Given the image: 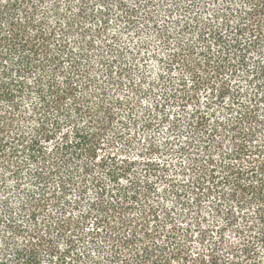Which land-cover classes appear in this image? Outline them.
Segmentation results:
<instances>
[{"label":"trees","instance_id":"16d2710c","mask_svg":"<svg viewBox=\"0 0 264 264\" xmlns=\"http://www.w3.org/2000/svg\"><path fill=\"white\" fill-rule=\"evenodd\" d=\"M188 1L0 0V264H264V0ZM138 107L185 179L111 152Z\"/></svg>","mask_w":264,"mask_h":264},{"label":"rangeland","instance_id":"374dc122","mask_svg":"<svg viewBox=\"0 0 264 264\" xmlns=\"http://www.w3.org/2000/svg\"><path fill=\"white\" fill-rule=\"evenodd\" d=\"M190 1V0H189ZM188 1V2H189ZM192 5V4H191ZM160 13L161 17H159L158 21L160 23L164 24L165 19H169L166 16V12L163 10V7H166V5H160ZM188 10L193 11V6H188ZM183 23V22H182ZM144 29V28H143ZM193 30V29H192ZM147 33V30L140 29V33H133V41H137L144 37ZM150 38V44L151 46H148V50L144 49L142 51V54L144 57H146L147 62L146 64L148 67V77L154 78V74L159 71L160 69H163L166 65L164 64V60H166V55L169 52V50L164 48L161 43L158 42V40H155L154 35L148 32V35ZM191 39L193 40V34L190 35ZM147 48V46H146ZM182 57L185 59V64L182 62L175 63L174 66H169L166 68L169 71V75L163 79L165 83H168L171 78H173L172 83H170V86H176V82L182 83L184 85V90L187 93H193V50L186 51L182 55ZM181 61V60H180ZM191 70H190V67ZM191 71V72H190ZM140 75V74H139ZM138 75V76H139ZM137 76V77H138ZM168 81V82H166ZM175 82V83H174ZM163 83V82H162ZM146 85V84H145ZM160 87L155 88V92H153L150 98L147 96H143L142 102L145 107L149 108L151 107L152 110L155 109V103L158 101L161 97L162 89H159ZM155 102V103H154ZM152 104L153 107L150 105ZM158 109L163 110L162 107H158ZM172 109L171 115L175 112L180 110L178 107H176L175 104H171L170 106H167L166 111H170ZM140 107H138L137 115L139 114V118H137L136 123H132L126 128L122 134L121 137L117 139V142L114 146L110 147V150L112 153H116L118 156H130L134 158L139 159H145L148 160V158H151L153 160H157L158 163H160V168H163V172L172 174L174 173L173 177L177 180L185 179V176L182 174H175L174 169L175 167H179V164L181 160H183V166H187V154H183L182 158L171 156V150L169 149L170 145L167 144V135L164 134V131H166V127L169 124V120L160 123V116L158 119V116H155L154 113L149 116V113L147 110H141ZM193 110V100H190L187 104L186 111H192ZM173 116V115H172ZM133 122V121H132ZM164 125V126H163ZM180 144L178 145V147ZM165 162L167 163V168L164 166ZM177 170V172H179ZM190 173V172H189ZM157 186L159 188V192L156 193H177L173 192L168 188V181H159L157 182ZM178 193H189L188 197H193V191L188 192H178Z\"/></svg>","mask_w":264,"mask_h":264}]
</instances>
